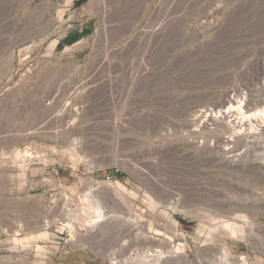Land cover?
Instances as JSON below:
<instances>
[{"label":"rangeland","instance_id":"374dc122","mask_svg":"<svg viewBox=\"0 0 264 264\" xmlns=\"http://www.w3.org/2000/svg\"><path fill=\"white\" fill-rule=\"evenodd\" d=\"M86 1L0 0V264L264 263V138L193 118L264 97V0H94L53 49Z\"/></svg>","mask_w":264,"mask_h":264},{"label":"bare ground","instance_id":"6f19581e","mask_svg":"<svg viewBox=\"0 0 264 264\" xmlns=\"http://www.w3.org/2000/svg\"><path fill=\"white\" fill-rule=\"evenodd\" d=\"M263 87L264 81L262 80L258 88ZM252 96L251 94L246 95L242 89H236L224 99V102H220V104L216 106H201V108L193 114L194 120L198 121L200 128H203V130L212 128L210 125L223 128L222 133L216 135V140L214 142L226 161L233 160L232 157L237 154L234 153L236 150L234 146L239 139V135L255 134L264 138V97L261 96L253 102ZM261 147L264 148V143ZM89 190L86 192V195H90ZM87 200L88 197L86 201ZM96 209V215L99 218L90 221L91 225L95 221L104 218V214L100 208L97 206ZM159 250L161 249H155L154 252H149L152 257L147 258V256H143L140 257V259L150 260L153 256L157 258L156 261L163 259L166 254L161 253L162 251L157 252Z\"/></svg>","mask_w":264,"mask_h":264},{"label":"crops","instance_id":"0c3cea01","mask_svg":"<svg viewBox=\"0 0 264 264\" xmlns=\"http://www.w3.org/2000/svg\"><path fill=\"white\" fill-rule=\"evenodd\" d=\"M100 6L101 5L94 2V0H87L85 4L80 7L79 22L68 24L67 28L56 38L53 49L56 48L58 44L61 45L63 50L72 47L81 43L95 31L98 24L97 15Z\"/></svg>","mask_w":264,"mask_h":264},{"label":"built area","instance_id":"2783aa9c","mask_svg":"<svg viewBox=\"0 0 264 264\" xmlns=\"http://www.w3.org/2000/svg\"><path fill=\"white\" fill-rule=\"evenodd\" d=\"M243 260H241V262L239 264H250L247 260H245L244 258H241ZM259 264H264V263H259Z\"/></svg>","mask_w":264,"mask_h":264}]
</instances>
